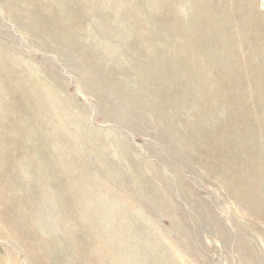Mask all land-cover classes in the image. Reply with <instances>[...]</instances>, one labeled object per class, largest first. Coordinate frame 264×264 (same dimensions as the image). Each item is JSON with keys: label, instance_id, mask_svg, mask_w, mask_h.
Instances as JSON below:
<instances>
[{"label": "rangeland", "instance_id": "1", "mask_svg": "<svg viewBox=\"0 0 264 264\" xmlns=\"http://www.w3.org/2000/svg\"><path fill=\"white\" fill-rule=\"evenodd\" d=\"M215 2L0 0L3 264H264V0Z\"/></svg>", "mask_w": 264, "mask_h": 264}, {"label": "bare ground", "instance_id": "2", "mask_svg": "<svg viewBox=\"0 0 264 264\" xmlns=\"http://www.w3.org/2000/svg\"><path fill=\"white\" fill-rule=\"evenodd\" d=\"M244 2H243V4H245V8H243L244 9V13H248L250 10H251V3H253L252 2V0H243ZM217 5H219L220 4V0H216V2H215ZM206 21V20H205ZM208 22V21H207ZM215 26V25H214ZM230 48V47H229ZM200 49V48H199ZM218 49V47H215L214 49H212V51L214 52L215 50H217ZM260 51V50H259ZM198 52V51H197ZM262 52H263V54H264V49L263 50H261L260 51V55H261V58H260V60H259V62L261 63V64H264L263 62H262ZM198 53H200V52H198ZM192 54V53H191ZM207 54V53H206ZM209 55V54H208ZM186 56V55H185ZM190 56V55H189ZM182 58V57H181ZM183 59V58H182ZM203 59H204V56H203ZM178 60V59H177ZM185 60V59H184ZM188 60V59H187ZM186 60V61H187ZM209 60V59H208ZM217 60V59H216ZM264 60V59H263ZM194 61V60H193ZM219 61V60H218ZM192 62V61H191ZM204 62H205V60H204ZM216 62V61H215ZM180 63V62H179ZM181 63H182V61H181ZM189 63V62H188ZM187 63V64H188ZM193 63V62H192ZM212 63V62H211ZM190 64V63H189ZM189 64H188V66H189ZM209 64V63H208ZM216 64V63H215ZM183 65V64H182ZM193 65V64H192ZM215 66V65H214ZM262 66H264V65H262ZM191 68V67H190ZM212 68V67H211ZM216 68V67H215ZM228 68V67H227ZM214 69V68H213ZM216 70H217V68H216ZM186 71V70H185ZM219 71V70H218ZM191 72V71H190ZM189 72V73H190ZM187 73V72H186ZM185 73V74H186ZM192 73V72H191ZM194 73V72H193ZM200 74V73H199ZM4 75V74H3ZM1 73H0V80H1V76H3ZM193 75V74H192ZM223 75V74H222ZM195 76H197V75H195ZM217 76V75H216ZM182 77V76H181ZM186 77H187V74H186ZM242 77V76H241ZM189 77H187V79H188ZM192 78V77H191ZM197 78V77H196ZM199 78V77H198ZM223 78H226V77H224L223 76ZM183 79V78H182ZM220 79H222V78H219V81H220ZM170 80V79H169ZM191 80V79H190ZM197 80V79H196ZM214 80V79H213ZM224 80V79H223ZM229 80V79H228ZM227 80V81H228ZM199 81V80H198ZM201 81V80H200ZM204 81V80H203ZM218 81V80H217ZM216 81V82H217ZM227 81H225L226 83V85L225 86H228V87H230V90H228V91H226V95L228 96L227 98H229V99H231V102H233V103H237V105H240L241 103L238 101V99L235 97V95H233V93H234V88L229 84V81L227 82ZM194 82H196V81H194ZM202 83V82H201ZM224 84V83H223ZM215 86V85H214ZM199 87H202V89H201V92H203L204 93V95L206 96V97H208V103H206V105H203V110H202V112H201V115H203V116H205V117H211V116H213V117H215L216 116V118H218L217 117V114L215 113V112H213V108H211V106L209 105V103H210V101H209V99L210 98H212V95H213V92H212V90H213V88L214 87H212V86H210V84H209V82L208 83H204L203 82V85L202 86H200L199 85ZM216 87V86H215ZM198 88V87H197ZM215 89V88H214ZM178 92V91H177ZM206 93V94H205ZM247 93V92H246ZM176 95V94H175ZM180 96H182V95H180ZM190 101V100H189ZM194 103V102H193ZM223 103V102H222ZM226 103V102H225ZM240 107H241V105H240ZM236 107H233V109L235 110V112H238V113H240V112H242V111H238V110H236L235 109ZM244 108V107H243ZM247 108V107H246ZM15 109L17 110V106H15ZM11 108H10V112H11ZM18 111H19V109H18ZM248 111V110H247ZM247 111H243V112H245V113H240L239 115H246V112ZM13 112V111H12ZM200 112V111H199ZM14 113V112H13ZM219 113H221V112H219ZM198 114V113H197ZM248 114V113H247ZM254 116H255V113L253 114ZM16 116H18V118H14V122L17 124L16 126L18 127V129H19V127H25V128H22L21 130H29V131H31L30 130V128L29 129H27L30 125H27L26 123H24V124H20L19 125V114H16ZM219 116V115H218ZM258 116V115H257ZM11 117H15V116H11ZM235 118V117H234ZM262 119V118H261ZM260 119V120H261ZM237 120V119H236ZM10 121H12V119L10 120ZM233 121H235V120H233ZM262 121V120H261ZM23 122V121H22ZM200 124V123H199ZM21 125H23V126H21ZM32 126V125H31ZM199 126V125H198ZM201 126V125H200ZM237 126V125H236ZM202 127V126H201ZM208 127V126H207ZM13 128V127H12ZM209 128V127H208ZM32 129V128H31ZM20 129H19V131H21ZM32 130H34V129H32ZM22 131V132H23ZM27 131H24L25 132V134L27 133ZM28 131V132H29ZM32 132V131H31ZM35 133H36V131H34ZM226 132V133H225ZM227 127L225 128L224 126L222 127V126H220V125H218L217 126V129L216 130H214V128H209V131L208 132H206L207 134L206 135H204L205 137H202V139H198L200 136H202V135H200L199 134V132L197 133V130H195V128L194 129H190V130H184V135L182 134V133H180V134H182L183 135V137L185 136V137H188V141H187V144H188V146H191V145H193L194 143H197V145H196V149H197V153H198V155H200V156H203V157H210V156H208L209 154H213L214 156H215V154H217V152L219 153V154H221V158L224 160V162H231L230 160H232V156H231V158H230V156H229V154L228 155H226V153H227V151L226 150H228L227 148H225V147H228V145H230V147L232 146V145H234V143H233V139L231 140V138H229V137H227L226 136V134H227ZM230 132V131H229ZM262 133V132H261ZM5 134V133H4ZM15 135V134H14ZM16 135H18V134H16ZM182 135H181V137H182ZM226 136V137H225ZM29 139V138H28ZM262 139V138H261ZM28 142H30L31 143V141H28ZM1 143V142H0ZM186 143V142H185ZM3 146H2V144H1V146L3 147V148H5V146L7 147V146H9V142H8V140H4L3 141ZM29 144V143H28ZM218 144H220L219 146H218ZM33 145H34V143H33ZM17 146H19L18 144H17ZM35 146V145H34ZM195 146V145H194ZM262 146V145H261ZM11 147V146H10ZM192 147V146H191ZM190 148V147H189ZM12 149V148H11ZM10 149V150H11ZM194 149V148H193ZM16 151V150H15ZM224 151H226V152H224ZM198 155H197V158H198ZM19 156V155H18ZM242 157H243V155H241ZM264 156V155H263ZM20 157V156H19ZM212 157V156H211ZM200 159L201 158H199V161H200ZM6 160V159H5ZM9 161V160H8ZM236 163V162H235ZM207 165V164H206ZM211 165V164H210ZM227 166V165H226ZM229 166V165H228ZM6 174V173H5ZM225 176V175H224ZM228 176V175H227ZM255 176H257V175H255ZM259 176H262V174L261 175H259ZM259 176H257V180H256V182L258 183V182H260V183H262V185L264 184V180L262 179V178H260ZM255 178V177H254ZM245 181H243L242 183H241V185L243 186L242 187V190H243V192L241 191V193H243V195H242V198H245V199H247L248 201H250L251 203H252V207L253 208H255V209H252L253 211H255V212H257L258 214H260L261 216H262V218L264 219V198L262 197V196H260L261 198L259 199V202L260 203H258V202H254L253 200H254V198L252 197V198H248L247 197V194H244V192L245 191H248L247 189L249 188V186H248V183H249V181L251 180V181H255V180H253L252 178H247V179H244ZM231 181H233V179L231 180V179H227L226 180V182H227V184H229L230 186L232 185V184H230L231 183ZM237 184V183H236ZM28 186V185H27ZM229 186V187H230ZM240 194V193H239ZM2 195H3V193H2ZM245 196V197H244ZM2 214V212L0 211V218H1V215ZM23 218V217H22ZM4 218L2 217L1 218V220L4 222V223H6V221H4L3 220ZM7 224H8V222H7ZM8 226V225H7ZM5 233V232H4ZM3 233V234H4ZM102 235V234H101ZM97 242V241H96ZM99 243V242H98ZM123 243V242H122ZM95 244V243H94ZM114 246L115 245H113L112 246V249L114 248ZM119 246V245H118ZM97 247V246H96ZM52 249V248H51ZM104 249V248H103ZM118 249V248H117ZM95 250V249H94ZM97 250V249H96ZM99 250V249H98ZM51 251V250H50ZM112 251V250H111ZM97 252V251H96ZM98 253V252H97ZM101 253V252H100ZM117 253V252H116ZM108 254V253H107ZM111 254V253H110ZM102 256V255H101ZM104 256V255H103ZM106 256V255H105ZM112 256V255H111ZM117 256H115V258H116ZM103 259V258H102ZM119 259V258H118ZM116 260V259H115ZM114 260V261H115ZM119 261V260H118ZM117 261V262H118ZM106 262V261H105ZM104 262V263H105ZM0 264H3V262H2V259H1V257H0Z\"/></svg>", "mask_w": 264, "mask_h": 264}]
</instances>
